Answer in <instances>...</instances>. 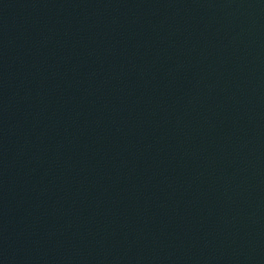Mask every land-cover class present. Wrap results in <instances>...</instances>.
<instances>
[{"label": "water", "instance_id": "water-1", "mask_svg": "<svg viewBox=\"0 0 264 264\" xmlns=\"http://www.w3.org/2000/svg\"><path fill=\"white\" fill-rule=\"evenodd\" d=\"M0 264H264V0H0Z\"/></svg>", "mask_w": 264, "mask_h": 264}]
</instances>
